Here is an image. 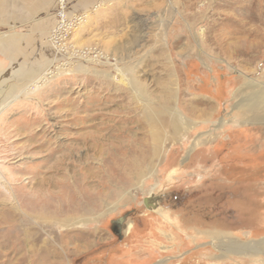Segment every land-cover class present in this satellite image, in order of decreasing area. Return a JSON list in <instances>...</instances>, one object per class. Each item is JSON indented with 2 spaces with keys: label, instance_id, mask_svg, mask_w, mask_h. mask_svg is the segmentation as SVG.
I'll list each match as a JSON object with an SVG mask.
<instances>
[{
  "label": "rangeland",
  "instance_id": "rangeland-1",
  "mask_svg": "<svg viewBox=\"0 0 264 264\" xmlns=\"http://www.w3.org/2000/svg\"><path fill=\"white\" fill-rule=\"evenodd\" d=\"M78 16L54 38L56 21L45 69L0 80V264L31 259L23 230L43 196L76 215L29 234L55 247L50 263L264 264V0H110ZM161 108L179 129L153 157L144 121ZM119 139L139 150L124 171L92 148Z\"/></svg>",
  "mask_w": 264,
  "mask_h": 264
},
{
  "label": "crops",
  "instance_id": "crops-1",
  "mask_svg": "<svg viewBox=\"0 0 264 264\" xmlns=\"http://www.w3.org/2000/svg\"><path fill=\"white\" fill-rule=\"evenodd\" d=\"M68 3V13L78 15L92 10L96 0ZM56 21V0H0V80L16 81L3 85L20 84L46 68L52 59L46 40Z\"/></svg>",
  "mask_w": 264,
  "mask_h": 264
},
{
  "label": "bare ground",
  "instance_id": "bare-ground-1",
  "mask_svg": "<svg viewBox=\"0 0 264 264\" xmlns=\"http://www.w3.org/2000/svg\"><path fill=\"white\" fill-rule=\"evenodd\" d=\"M104 64H106V63H104ZM44 78H46V77H41V79H44ZM113 79L116 82L118 81L121 84L124 83L123 85L127 84L124 82L125 80H123L122 77L119 75L116 77H113ZM104 83L106 84L105 81H104ZM161 110L162 111L159 110L160 112L151 111V112L147 113L150 116L148 120H145L143 115L141 116V118H143L145 120L144 123H146L147 128L150 127L152 129L151 130V137H150L151 142H149L150 144L148 145V147L151 149L153 157L155 156L157 150L159 149V143H160V137L159 136L167 135L164 129L167 128L168 131L169 130L170 131H176L177 129H179V126H178L179 124H177L175 122V120H172V119L170 120V113L168 112L169 109L168 108H166V109L161 108ZM137 123L143 129L146 127V126L142 125L143 123L141 121L137 122ZM122 134H123V132H122ZM169 138L170 137H167L165 140H167ZM83 140H85L83 142L85 144L87 139L84 138ZM88 140H90V138H88ZM93 140H95V138ZM95 141H97V140H95ZM116 143H117V146L114 149H113V147L112 148L108 147L107 149H103L102 146L99 147V145L96 146L95 144L92 145V148H93V150L94 149L97 150L98 154L102 155V153L105 152L106 153L105 155H107V154L110 155L112 163H110L109 165L115 167L116 169L124 171V165H126L128 167H133L135 164L136 158L139 157V155H138L139 150L136 148V145L134 144V140L128 142L129 144H124V141L119 139L118 142H116ZM89 149H91V147H89ZM112 149H113V151H112ZM127 149H128V151H127ZM125 151H126V153H128V155H126L124 157L121 156V158L118 157V153L123 155L124 154L123 152H125ZM149 159H150V157H149ZM100 164H102L101 166L103 167L104 161H101ZM42 182H44V180L41 181V183ZM46 193H48V192H46ZM60 193L61 194L59 195V197H61L63 195L62 192H60ZM49 199H53V197H50ZM49 199L43 196V199H41L43 204L40 202L41 200H37V201L34 200V202L40 204V207L35 214H28V216H27L29 219H30L31 215L33 216V218L35 219L34 225L32 226V225L26 224L28 226L26 229L23 230V243L26 246L28 245L29 251L32 253L31 257H30L31 259L26 260L24 258V256L21 255L22 257H19L18 259L15 260L17 264H25V263H27V264H47V263L57 264V263H54V261L51 263L49 261V259L52 256L55 257L57 255V250L54 249L55 247L54 248H52V246L49 247L48 246L49 244L46 246V242L45 243L44 242L39 243V242H37V240L35 242L32 241L33 243L30 244L29 234H37L36 230H41V231L45 232V227H42V226H44V224L45 225L48 224V225H46V227L51 226L50 222H52V221L54 222L56 220H60L64 224L71 223L76 219V215H75V212H73L72 210H67L66 213H63L56 206L54 207L53 205L52 206L49 205L50 204L49 202H45ZM82 208L80 207V209L78 211L79 212L83 211ZM15 219H18V218H15ZM31 239H33V238H31ZM18 243L21 244L22 241L21 242L19 241ZM58 263H59V261H58Z\"/></svg>",
  "mask_w": 264,
  "mask_h": 264
},
{
  "label": "built area",
  "instance_id": "built-area-1",
  "mask_svg": "<svg viewBox=\"0 0 264 264\" xmlns=\"http://www.w3.org/2000/svg\"><path fill=\"white\" fill-rule=\"evenodd\" d=\"M109 1V0H108ZM108 1L106 0H96V3L92 10L96 11L101 6L105 5ZM68 8L69 3L68 0H56V18H57V25H56V34H52V37H58L59 35H63L66 31H68L73 24L77 23L80 20V16L73 15L71 20H68ZM59 34V35H58Z\"/></svg>",
  "mask_w": 264,
  "mask_h": 264
}]
</instances>
